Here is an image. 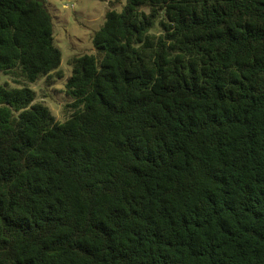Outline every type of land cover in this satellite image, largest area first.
<instances>
[{
  "label": "trees",
  "instance_id": "1",
  "mask_svg": "<svg viewBox=\"0 0 264 264\" xmlns=\"http://www.w3.org/2000/svg\"><path fill=\"white\" fill-rule=\"evenodd\" d=\"M93 44L59 122L52 16L0 0V264H264V0H127Z\"/></svg>",
  "mask_w": 264,
  "mask_h": 264
},
{
  "label": "rangeland",
  "instance_id": "2",
  "mask_svg": "<svg viewBox=\"0 0 264 264\" xmlns=\"http://www.w3.org/2000/svg\"><path fill=\"white\" fill-rule=\"evenodd\" d=\"M54 23L55 44L62 53L60 68L29 87L35 91V103H43L56 117L65 122L73 111V97L66 92L67 80L72 76L71 60L95 54L94 34L103 27L109 11L120 12L127 0H45ZM19 79L0 73V87H21Z\"/></svg>",
  "mask_w": 264,
  "mask_h": 264
},
{
  "label": "water",
  "instance_id": "3",
  "mask_svg": "<svg viewBox=\"0 0 264 264\" xmlns=\"http://www.w3.org/2000/svg\"><path fill=\"white\" fill-rule=\"evenodd\" d=\"M28 2L40 3L43 6V8L48 12V9L46 8L45 0H28Z\"/></svg>",
  "mask_w": 264,
  "mask_h": 264
}]
</instances>
